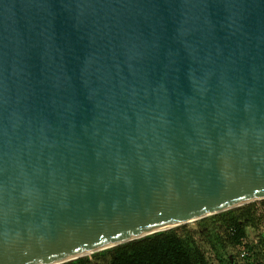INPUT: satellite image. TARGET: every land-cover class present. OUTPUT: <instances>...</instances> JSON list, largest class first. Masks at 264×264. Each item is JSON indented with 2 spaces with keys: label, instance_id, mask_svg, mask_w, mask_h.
I'll return each mask as SVG.
<instances>
[{
  "label": "water",
  "instance_id": "obj_1",
  "mask_svg": "<svg viewBox=\"0 0 264 264\" xmlns=\"http://www.w3.org/2000/svg\"><path fill=\"white\" fill-rule=\"evenodd\" d=\"M261 198L264 0H0V264Z\"/></svg>",
  "mask_w": 264,
  "mask_h": 264
},
{
  "label": "trees",
  "instance_id": "obj_2",
  "mask_svg": "<svg viewBox=\"0 0 264 264\" xmlns=\"http://www.w3.org/2000/svg\"><path fill=\"white\" fill-rule=\"evenodd\" d=\"M195 223V228L179 224L58 264H207L203 248L193 237L209 242L210 230L236 250L240 261L264 264V198L204 216ZM247 228L258 230L256 241L249 238ZM243 249L253 255L251 260L239 256Z\"/></svg>",
  "mask_w": 264,
  "mask_h": 264
},
{
  "label": "rangeland",
  "instance_id": "obj_3",
  "mask_svg": "<svg viewBox=\"0 0 264 264\" xmlns=\"http://www.w3.org/2000/svg\"><path fill=\"white\" fill-rule=\"evenodd\" d=\"M195 220L188 221L182 224H186L187 228H195ZM261 227H259V230L262 231L263 228L261 229ZM209 232V242L204 240L203 238L198 237L197 235L193 237V239L196 241V244L200 245L201 248H203L207 264H245L244 261H240V259L237 258V252L232 246L227 245V243L223 242L221 237L219 235L217 236L215 231L210 230ZM247 234L251 240L256 241L258 230L247 228Z\"/></svg>",
  "mask_w": 264,
  "mask_h": 264
},
{
  "label": "built area",
  "instance_id": "obj_4",
  "mask_svg": "<svg viewBox=\"0 0 264 264\" xmlns=\"http://www.w3.org/2000/svg\"><path fill=\"white\" fill-rule=\"evenodd\" d=\"M239 256H240L243 260H244L245 258L250 259V260L253 258V255H251V253H250L248 250H245V249H243V250L240 251Z\"/></svg>",
  "mask_w": 264,
  "mask_h": 264
},
{
  "label": "bare ground",
  "instance_id": "obj_5",
  "mask_svg": "<svg viewBox=\"0 0 264 264\" xmlns=\"http://www.w3.org/2000/svg\"><path fill=\"white\" fill-rule=\"evenodd\" d=\"M80 254H82V253H80Z\"/></svg>",
  "mask_w": 264,
  "mask_h": 264
}]
</instances>
